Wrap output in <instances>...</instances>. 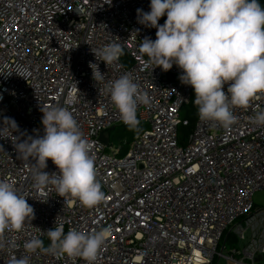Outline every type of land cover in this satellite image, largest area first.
I'll list each match as a JSON object with an SVG mask.
<instances>
[{"label":"built area","instance_id":"1","mask_svg":"<svg viewBox=\"0 0 264 264\" xmlns=\"http://www.w3.org/2000/svg\"><path fill=\"white\" fill-rule=\"evenodd\" d=\"M137 9L149 12L150 0H0V179L13 182L35 213L22 232L5 233L16 246L0 250V264L22 255H30V264H85L25 252L23 243L33 236L50 244L46 231L56 218L65 233L110 227L96 264H264V207L252 200L264 189V126L250 122L264 111V95L233 109L237 123L227 129L197 116L181 136L179 129L189 125L181 110L193 88L181 83L175 64L166 72L146 66L139 45L155 40L157 29L140 24ZM110 43L120 44L124 55L107 67L92 50ZM90 62L98 64L103 82L92 79ZM124 73L149 103L137 111L147 128L119 155L107 130L124 123L104 85ZM51 105L71 111L93 144L106 197L94 208L54 190L38 193L34 158L16 151L29 136L44 135L41 109ZM44 171L58 169L49 159Z\"/></svg>","mask_w":264,"mask_h":264},{"label":"clouds","instance_id":"2","mask_svg":"<svg viewBox=\"0 0 264 264\" xmlns=\"http://www.w3.org/2000/svg\"><path fill=\"white\" fill-rule=\"evenodd\" d=\"M165 15L167 19L160 25L158 21ZM137 19L157 29L155 40L146 37L139 45L141 57H147L146 66L155 65L166 72L175 64L182 70L179 79L194 89L200 121L227 129L237 123L233 109L247 108L254 98L264 95V6L259 0H150V11L137 9ZM92 52L107 67L124 55L117 43ZM89 67L95 82L105 80L97 63L90 62ZM104 90L122 122L139 132L138 107L147 105L149 98L131 75L124 73L107 81ZM41 111L44 135L29 136L15 145L22 159L35 160L33 188L41 195L54 190L64 200H78L87 208L100 205L106 197L97 179L92 142L66 107L51 105ZM5 121L16 129L15 121ZM250 122L264 126V111H258ZM49 159L58 172L44 171ZM27 198L13 182L0 179V250L16 246L15 241H6V232H22L35 218ZM109 234L110 227L92 231L73 227L65 233L64 222L56 218L54 227L46 231L47 247L40 237L33 236L23 248L28 254L39 250L73 262L81 259L96 264ZM10 264H30V255L13 258Z\"/></svg>","mask_w":264,"mask_h":264},{"label":"rangeland","instance_id":"3","mask_svg":"<svg viewBox=\"0 0 264 264\" xmlns=\"http://www.w3.org/2000/svg\"><path fill=\"white\" fill-rule=\"evenodd\" d=\"M195 99L194 89L192 90L190 100ZM181 116L188 118H196L198 116V108L192 103V105H186L181 110ZM147 128V124L140 122L139 132L132 131L125 124H117L113 129L107 130L108 144L110 146L120 149L119 155H123L127 149L130 147V144L133 140V137L136 133L142 132ZM186 130V128H183ZM253 203L255 207H264V189L254 192L252 196ZM45 242V241H43ZM231 244V242H229Z\"/></svg>","mask_w":264,"mask_h":264},{"label":"trees","instance_id":"4","mask_svg":"<svg viewBox=\"0 0 264 264\" xmlns=\"http://www.w3.org/2000/svg\"><path fill=\"white\" fill-rule=\"evenodd\" d=\"M259 2H260V4L262 6H264V0H259ZM192 103H194V100H190L189 104H187V105H192ZM195 119L196 118H190L189 119V125L187 126L186 130H184L183 128H180L179 129V133H180L181 136H183L184 134H186L191 129V127L193 126V123H194Z\"/></svg>","mask_w":264,"mask_h":264},{"label":"water","instance_id":"5","mask_svg":"<svg viewBox=\"0 0 264 264\" xmlns=\"http://www.w3.org/2000/svg\"><path fill=\"white\" fill-rule=\"evenodd\" d=\"M114 126H112L110 129H113ZM99 139L102 143L106 144L107 143V137L105 136V134L103 132L100 133L99 135Z\"/></svg>","mask_w":264,"mask_h":264}]
</instances>
